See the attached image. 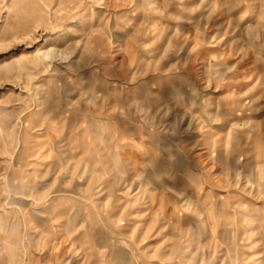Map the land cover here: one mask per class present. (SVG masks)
Here are the masks:
<instances>
[{
  "label": "rangeland",
  "instance_id": "rangeland-1",
  "mask_svg": "<svg viewBox=\"0 0 264 264\" xmlns=\"http://www.w3.org/2000/svg\"><path fill=\"white\" fill-rule=\"evenodd\" d=\"M0 264H264V0H0Z\"/></svg>",
  "mask_w": 264,
  "mask_h": 264
}]
</instances>
